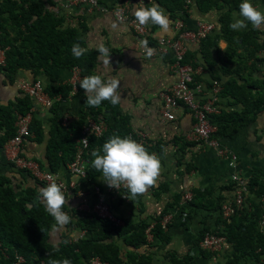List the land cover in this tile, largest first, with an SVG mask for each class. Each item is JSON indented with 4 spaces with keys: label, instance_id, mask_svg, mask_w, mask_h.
I'll use <instances>...</instances> for the list:
<instances>
[{
    "label": "crops",
    "instance_id": "crops-1",
    "mask_svg": "<svg viewBox=\"0 0 264 264\" xmlns=\"http://www.w3.org/2000/svg\"><path fill=\"white\" fill-rule=\"evenodd\" d=\"M120 1L103 0L99 4L109 7ZM251 2L257 9L264 12V0H251ZM138 3H143L146 7H151L153 3L156 4L153 0H127L128 16H133V8ZM47 8L63 15L66 26L76 27L83 41L82 47L96 51L97 46L102 43L109 49L110 64L105 65L96 51L92 72L101 74L104 78L111 77L120 81L118 92L121 95V102L117 105H112L110 102V105L127 117L128 127L135 137L139 138L138 134H143L142 145L150 153H155L161 161L159 177L155 185L149 187L145 193L129 199L127 189L108 190L100 173L95 176L94 183L86 188L75 191V193L64 192L68 203L64 205L63 211L68 216L70 215L69 210L80 212L85 207H90L96 201L97 196H100L109 209L122 220L127 219L132 223L143 220L150 224L154 223L152 218L167 207V211L172 213L167 230L169 239L165 242L157 239L155 246H143L139 250L140 253L144 255L151 253L153 256L161 257L168 251L180 255L188 251L192 253V256L197 255V264H224L225 256L232 250L229 242H226L222 249L223 253L219 252L208 257L205 253H199L194 241L199 238V233L204 229L207 231L222 230L223 223L218 218V212L213 211L211 207H214L212 205L216 203L218 195L224 198L223 201L231 198L233 183L229 176L233 168L228 165L226 157L218 156L207 145L188 138L193 118L184 106L178 104L174 107L171 119L163 118L159 113L163 102L162 91L174 81L175 75L169 68L170 52L157 50L156 37L171 34L174 21L178 18H171L164 10L170 20L168 30L164 31L149 23L146 25L145 34L139 36L133 31L128 20H119L108 10L88 8L85 3L65 6L64 0H51ZM184 9V13L178 11L177 15L183 17L182 20L187 29L194 28L197 20L206 19L214 24L213 31L218 32L217 19L220 10L200 12L193 0H189ZM233 13L238 16L239 11L230 13L232 20ZM249 25L252 26L250 22ZM146 37L147 40H145ZM256 40L261 44V48L253 51L252 55H247L248 51L246 52L245 48L236 46L235 54L229 58L226 54L231 51L227 47L228 43L223 38L217 40L216 45L208 49L213 73L217 74V78H211L207 62L199 49L198 40H185L186 52L192 54L190 60L195 61L193 76L197 78L194 79L203 85V93H210L209 88L213 81L217 82L221 88L215 103L218 111L210 114L209 117L229 112L238 113L243 109L241 98L244 94L249 99L262 90L264 25L258 30ZM144 41L147 42V47H144ZM148 49L152 52L150 56L147 55ZM222 66L223 69H221ZM49 73L50 76L39 72L36 77L44 85L69 84L71 69L55 67L51 68ZM33 76L28 69H20L15 80L8 83L0 73V104L12 100L20 93L19 81L33 79ZM83 78L84 76L81 75L78 83ZM230 78L233 80L232 85L228 87L231 92L222 93L223 83ZM68 93L66 101H63L61 105L63 114H67L71 119L75 118L79 111H84L86 97L80 85L76 93H70V91ZM32 115L39 121L42 136L39 140L34 139V134L29 129L22 141V153L38 160L41 166L48 169L43 153L52 108L37 106ZM90 117L86 115L85 119ZM228 120L224 125H228L233 119ZM233 128H235L233 132L225 133L223 137L218 138L220 145L236 154L237 169L241 175L248 178L253 173L258 175L259 180L264 181V108L259 109L250 121L235 124ZM2 162L0 154V173H9L10 168H5ZM56 172L63 181L70 179L66 166L59 167ZM9 175L14 177V182L20 185L21 189L31 186L38 196L37 190L42 186L36 184L26 172L20 175L12 172ZM186 190L190 191L191 196L189 203L186 202L187 204L183 206L185 203H180L181 195ZM262 201L264 205V196ZM69 219L72 221L70 224H58L57 221L52 224L49 229L51 240L57 241L58 237L64 234L72 240L81 236L82 232L84 235L85 231L77 229L74 225L75 219L73 217ZM257 228L261 230L259 225ZM122 247V249L127 248L125 245ZM261 254L264 256V250Z\"/></svg>",
    "mask_w": 264,
    "mask_h": 264
},
{
    "label": "trees",
    "instance_id": "trees-1",
    "mask_svg": "<svg viewBox=\"0 0 264 264\" xmlns=\"http://www.w3.org/2000/svg\"><path fill=\"white\" fill-rule=\"evenodd\" d=\"M102 1L97 0L98 3ZM153 1L171 18L183 19L177 15V12H185L184 8L187 5L185 0ZM50 2L51 0H0V48L4 49V63L0 66V73L8 83L15 80L20 69H28L34 75L33 78L39 72L50 76V69L55 67L67 70L78 67L80 77L93 74L92 68L97 52L88 49L79 59L73 56L72 45L79 43L82 46L83 43L80 33L75 29L76 27L64 24L63 15L47 8ZM193 2L200 12L220 10L217 19L218 32L212 30L211 33L198 39L199 49L207 62L211 78H217V74L213 73L208 49L215 46L217 40L223 38L228 43L227 47L231 50L226 53L228 58L235 54L236 46L245 48L249 56L256 49L261 48V44L256 40L259 29L249 25L246 29L233 31L229 27L233 21L230 13L239 11V4L242 0H193ZM191 57L192 54L185 51L182 61L189 64L193 70L195 61L190 60ZM238 57L242 58L241 55ZM194 78L197 77L192 74L191 85L196 82ZM232 82L230 78L223 83L222 93L231 92L228 87L232 85ZM78 85L77 82L75 93ZM44 89L51 96L61 95V98H55L49 106L50 109L52 108V117L43 153L48 170L57 171L59 167H65L71 160L75 147L74 140L78 138L80 126L86 115L93 119L100 118L105 123V128L99 135L91 134L87 138V145L83 151V157L87 162L86 174L79 177L76 188L70 190L75 193L77 189H84L93 184L95 176L100 174L92 167L94 157L91 153L94 149L102 148L106 140L114 134L121 137L131 136L134 140L137 138L128 127L127 117L112 107L110 101L107 100L103 101L99 107H89L84 101L86 104L84 111H79L75 118L63 124L61 104L66 101L71 85L46 84ZM261 89L249 99L244 94L241 98L243 109L238 113L229 112L209 117L210 123L215 128L212 136L217 139L221 138L225 133L233 132L235 124L253 119L256 112L264 108V77ZM19 92L12 100L0 104V150L6 139L14 132L15 112H24L31 104L30 98L21 91ZM228 119L233 120L228 125H224L229 121ZM29 129L33 132L34 139L39 140L42 132L39 121L33 115ZM38 163L41 166L39 161ZM2 165L10 168L9 173L20 175L24 172L11 167L8 161L3 160ZM9 173H0V264H10L14 251L22 255V264H43L49 259L63 258L71 260L72 264H87L88 259L93 256L107 264H197V255L192 256V253L188 251L181 255L168 251L161 257L153 256L151 253L146 255L140 253L139 250L143 246H155L157 239L161 242L169 239L167 235L169 224L166 229H162L157 222L159 217L167 212V207L152 218L154 223L150 230L153 236L151 242H148L145 237L144 229L148 224L143 220L132 223L124 219L121 224L114 225L93 212H76L73 209L69 210V218L75 219L74 225L79 230L83 229L84 235L72 240L64 234L58 237L57 241H53L49 238V229L56 220L38 200L34 188L28 186L21 189ZM34 181L36 184H41L35 179ZM263 196L264 181L259 180L258 175L252 173L247 178V192L244 195L242 206L236 209L227 220H222L219 213V206L225 202L224 198L219 195L216 197V203L211 208L218 212L223 228L222 230H211V232L224 236L226 242L232 246L230 254L225 256L224 264H264V256L261 254L264 250V233L257 228L258 219L264 213ZM187 203L185 202L183 206ZM71 222L69 219L67 224ZM204 231L207 230L204 229L199 233V238L194 241L195 246L198 247ZM123 245L127 248L122 249ZM198 250L199 253H205L208 257L214 255L199 247Z\"/></svg>",
    "mask_w": 264,
    "mask_h": 264
},
{
    "label": "built area",
    "instance_id": "built-area-1",
    "mask_svg": "<svg viewBox=\"0 0 264 264\" xmlns=\"http://www.w3.org/2000/svg\"><path fill=\"white\" fill-rule=\"evenodd\" d=\"M189 2V0H185ZM77 3H85L88 8H98L101 10H108L114 17L119 20H128L136 32V35L143 36L146 32V25L142 26L138 23L134 16H128L127 13V0H121L115 5L104 7L100 6L97 0H64L65 6H72ZM174 29L171 34H163L156 37V47L158 51H169V68L175 75L174 81L166 86L162 91L163 102L159 108V113L163 118L171 119L173 117L172 109L178 104L184 106L191 114L193 118L192 129L188 135L189 139L197 140L207 147L213 149L218 156H224L227 158L228 165L233 168L231 175L229 176L232 186V196L219 206V213L223 220H227L229 216L244 202V195L247 192V177L240 174L237 169L236 154L222 147L218 139L212 136L215 128L210 123L209 115L216 113L217 94L220 91V86L217 82L213 81L210 84V93H203V85L199 82H195L192 85L193 70L189 64L182 61L184 52L186 51L185 40H198L208 33L214 30V24L206 19L197 20L195 27L187 29L184 26V22L181 18L175 19ZM3 48H0V66L4 63ZM80 79V73L78 67L71 68V77L69 84L71 85L70 93H75L76 84ZM18 88L20 91L30 98L31 105L24 112H15L14 118V132L8 137L1 148V154L4 160L11 163L12 166L17 168L26 169L31 175L48 185L52 180H56L58 184H61L62 191H68L75 189L77 186V179L83 177L86 174V160L83 157V151L87 145V138L89 135H99L105 128V123L102 119H93L92 117L86 118L80 126L78 138L74 140L75 147L71 160L66 164L70 179L63 181L57 172L44 170L37 161L26 157L22 153V139L28 133V126L31 120L32 113L37 106L49 107L51 102L55 98H61V95L51 96L44 89V84L39 78L32 80L23 79L18 82ZM67 114H63L61 122L67 124L69 121ZM137 142L142 144L143 134L139 133ZM72 178H74L72 180ZM108 190L116 189L109 187L105 184ZM126 189L121 185L120 190ZM80 189H77L79 191ZM95 190L97 188L95 187ZM191 193L186 190L181 195L180 203L183 204L190 199ZM263 199V197H262ZM86 212H93L101 218H105L115 225L121 224V219L111 212L107 203L97 196L96 201L90 206L82 209ZM172 218V213L167 211L163 213L159 219L158 224L162 229H166ZM153 223L148 224L144 229L145 237L147 241L151 242L153 236L151 235V228ZM258 225L261 227V231L264 233V213H262L258 220ZM83 234V232H82ZM81 234V236H82ZM199 240V247L205 249L211 253L221 252L226 244V239L222 235H216L211 231H204ZM79 236V237H81ZM23 257L20 253L14 252L10 264H22ZM47 264V263H43ZM89 264H106L105 261H101L96 257L89 259ZM161 264V263H155Z\"/></svg>",
    "mask_w": 264,
    "mask_h": 264
},
{
    "label": "clouds",
    "instance_id": "clouds-1",
    "mask_svg": "<svg viewBox=\"0 0 264 264\" xmlns=\"http://www.w3.org/2000/svg\"><path fill=\"white\" fill-rule=\"evenodd\" d=\"M132 15L142 26L151 23L158 26L160 29L167 31L170 25L169 17L165 14L164 9L155 3H153L151 7H146L143 3H138L133 8ZM249 22L253 28L261 29L262 25H264V12L257 9L251 0H242L239 4V14L237 16L236 13H233V21L230 23L229 27L233 31H239L246 28ZM143 44L144 47H147L146 41H144ZM71 51L73 56L79 59L88 51V49L82 47L79 43H74ZM96 51L99 53V58L102 59L103 63L109 65V49L101 43L97 46ZM151 54V49H148L147 55L150 56ZM79 85L84 90V95L86 97L85 103L89 107H99L105 100L110 101L112 105H117L121 102V95L118 92L120 81L116 78H104L101 74H91L80 80ZM91 155L94 157L92 167L97 172L101 173L103 180L108 186L120 189L121 185H123L128 190L129 199L145 193L149 187L155 185L161 170V161L159 157L155 153H150L141 143L134 140L131 136L121 137L114 134L106 140L102 145V148L94 149ZM1 157L4 160L2 154ZM34 160L37 161L36 159ZM41 167L44 170H48L43 166ZM18 169L26 172L33 181L35 179L38 183L40 182L42 184H40L42 187H39L37 190V198L45 205L46 211L57 221L58 224H67L69 222V216L63 211V208L68 202L62 191L63 186L58 184L56 180H52L46 185L41 180L34 178L26 169ZM69 191L70 190H68V192ZM119 218L121 219V217ZM107 221L110 222L109 220ZM47 264H72V262L67 258L49 259ZM87 264H89V259Z\"/></svg>",
    "mask_w": 264,
    "mask_h": 264
}]
</instances>
